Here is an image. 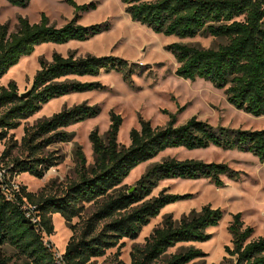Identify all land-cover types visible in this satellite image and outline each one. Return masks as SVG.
<instances>
[{"label": "trees", "instance_id": "1", "mask_svg": "<svg viewBox=\"0 0 264 264\" xmlns=\"http://www.w3.org/2000/svg\"><path fill=\"white\" fill-rule=\"evenodd\" d=\"M5 1L25 7L30 0ZM121 2L132 20L155 32L178 39L205 36L223 40L210 48L182 42L169 44L167 49L177 63L175 74L185 80L202 79L216 88H224L230 105L256 117L264 115V0ZM67 3L73 7V16L60 27L49 23L44 14L35 23L18 17L12 31L7 23L0 24V79L39 45L85 41L108 29L106 23H78L81 13L92 9L91 2L77 4L67 0ZM39 66L26 97L19 96L14 81L0 86V141L5 140L8 131L17 128L21 120L31 117L49 101L100 88L97 82L77 78L116 70L123 73L126 80L133 73L124 59L111 55L75 56L74 52L65 56L53 52L51 59H41ZM98 113L97 106L86 104L64 108L23 127L18 146L23 156L12 155L17 146L13 142L0 153V169L4 170L0 180V249L6 245L12 247L17 257L24 259V264H91V258L104 255L120 239L136 238L142 227L165 206L187 197L163 191L150 196L159 181L207 178L219 187L223 184L221 176L234 178L236 175L222 163L167 158L152 164L129 191L123 184L129 173L166 149L195 150L215 146L247 151L260 161L264 160V128L215 127L194 117L175 125L172 115L162 127H152L148 121L140 120L139 129H130L129 144L125 146L117 141L121 117L110 113V123L103 136L96 129L88 134L92 164L87 165L81 147L75 144L76 177L60 196L28 192L20 185L18 191L13 189L10 179L14 175L28 173L42 178L56 163L54 153L47 148L70 141L73 134L64 129ZM86 205L92 207L90 213L79 231H73L61 258L57 259L49 242H44V237L53 234L52 214H59L70 224L73 217L87 209ZM221 218L220 209L209 205L202 206L199 211H190L178 221L166 216L142 245L132 246L130 264H187L202 257L203 253L193 248L168 258L165 254L179 243L207 241L210 234L206 230L217 226ZM227 229L232 247L225 248L229 257H223V264H264V236L251 240L253 229L244 226L240 213L232 216ZM0 264L18 263L0 250Z\"/></svg>", "mask_w": 264, "mask_h": 264}, {"label": "rangeland", "instance_id": "2", "mask_svg": "<svg viewBox=\"0 0 264 264\" xmlns=\"http://www.w3.org/2000/svg\"><path fill=\"white\" fill-rule=\"evenodd\" d=\"M77 4L92 3L93 7L81 13L78 23L81 25H109L108 29L85 41H70L66 44H42L12 66L0 79V86L14 81L18 93L29 90L35 73L40 69L41 59L50 60L53 52L63 56L74 52L75 56L91 54L94 56L111 55L124 59L133 73L123 79V73L110 70L100 71L94 77L77 78L79 81L97 82L99 89L81 93H71L49 101L31 117L21 120L20 125L7 133L0 141V153L10 143L17 146L13 156H23L18 150L23 127L31 126L39 120L50 117L64 108L78 104L97 106L99 113L81 122L72 124L64 130L73 134L68 142L56 143L47 148L54 153L56 163L42 178L28 173L12 176L10 182L24 186L26 191L42 193L46 196H60L66 186L75 179L73 148L79 145L85 155L87 165L92 164L93 156L88 134L96 129L103 136L110 123V113L121 117L117 141L127 146L130 129H139V121H148L152 127L165 126L170 116H174L175 125L184 124L194 117L212 126H225L241 130H259L264 128V115L253 116L236 109L226 101L224 88H216L210 82L196 79L185 80L175 74L177 63L174 55L167 49L173 42H182L200 48L216 47L223 40L212 37L196 36L178 39L155 32L149 27L132 20L125 11L121 0H73ZM44 14L49 23L60 27L73 16V7L67 0H30L25 7L10 5L0 0V24L7 23L12 31L18 17L26 18L30 23L38 22ZM167 158L178 160L195 159L203 162L222 163L231 168L234 178L221 176L223 184L215 186L207 178L165 179L157 183L150 196L160 191L172 194H186L183 200L169 204L152 218L134 239L122 238L117 245L107 249L104 255L91 258V264H130V251L134 244L142 245L154 228L160 226L166 216L178 221L190 211H199L204 205L220 209L222 218L217 226L206 230L210 234L205 242L179 243L166 251L168 258L175 253L185 252L189 248L198 249L203 256L187 264H223V257H229L226 247H232L228 225L235 213H240L244 226L253 229L251 240L264 236V160L247 151L222 149L208 146L204 149L186 150L170 148L160 152L153 159L135 167L124 179L123 184L133 190L136 181L154 163ZM79 216L66 224L59 214H52L53 234L46 237L56 255L60 256L73 231H79L83 220L92 207L85 206ZM73 226V229H70ZM12 256L18 264L24 259L18 258L10 246L0 249Z\"/></svg>", "mask_w": 264, "mask_h": 264}, {"label": "built area", "instance_id": "3", "mask_svg": "<svg viewBox=\"0 0 264 264\" xmlns=\"http://www.w3.org/2000/svg\"><path fill=\"white\" fill-rule=\"evenodd\" d=\"M3 173H4V170H3V169H0V180L3 178ZM6 177L8 178L7 175H6ZM10 180H11V179H10ZM10 183H11L13 189L16 190V191H18V186H17V185H14L12 182H10ZM30 208L33 209V207H30ZM27 216H29V212H28ZM31 219L34 220V218H33L32 216H31ZM44 242H45V243L48 242V240H46V237H44ZM49 244H50V243H49ZM61 255H62V254H61ZM61 255L58 256V255L55 254V257H56L57 259H60V258H61Z\"/></svg>", "mask_w": 264, "mask_h": 264}, {"label": "water", "instance_id": "4", "mask_svg": "<svg viewBox=\"0 0 264 264\" xmlns=\"http://www.w3.org/2000/svg\"><path fill=\"white\" fill-rule=\"evenodd\" d=\"M27 93H28L27 91L24 92V93H20L19 96L22 97V98H24V97H26Z\"/></svg>", "mask_w": 264, "mask_h": 264}]
</instances>
